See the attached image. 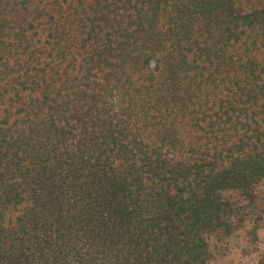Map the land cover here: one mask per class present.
I'll use <instances>...</instances> for the list:
<instances>
[{"label":"trees","instance_id":"trees-1","mask_svg":"<svg viewBox=\"0 0 264 264\" xmlns=\"http://www.w3.org/2000/svg\"><path fill=\"white\" fill-rule=\"evenodd\" d=\"M248 1L0 0V264H208L264 177Z\"/></svg>","mask_w":264,"mask_h":264},{"label":"rangeland","instance_id":"rangeland-1","mask_svg":"<svg viewBox=\"0 0 264 264\" xmlns=\"http://www.w3.org/2000/svg\"><path fill=\"white\" fill-rule=\"evenodd\" d=\"M248 3L256 9L264 6V0ZM222 194L234 212L228 232L221 228L206 232L208 264H264V177L246 192L226 190Z\"/></svg>","mask_w":264,"mask_h":264}]
</instances>
